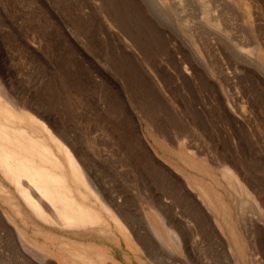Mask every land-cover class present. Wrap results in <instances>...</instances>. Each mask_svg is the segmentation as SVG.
<instances>
[{
	"label": "rangeland",
	"instance_id": "rangeland-1",
	"mask_svg": "<svg viewBox=\"0 0 264 264\" xmlns=\"http://www.w3.org/2000/svg\"><path fill=\"white\" fill-rule=\"evenodd\" d=\"M0 96L70 181L57 144L72 152L109 225L51 223L0 169V264H31L20 230L41 264H62L52 234L80 264L92 247L105 264H264V0H0Z\"/></svg>",
	"mask_w": 264,
	"mask_h": 264
},
{
	"label": "bare ground",
	"instance_id": "bare-ground-1",
	"mask_svg": "<svg viewBox=\"0 0 264 264\" xmlns=\"http://www.w3.org/2000/svg\"><path fill=\"white\" fill-rule=\"evenodd\" d=\"M7 99L0 96V169L4 176L14 183L15 188L28 205L51 223H56L58 226L65 228H76V230L85 232H89L92 228H97L100 229L99 231L109 234V225H107L108 222H105L107 220L101 218L100 212L86 202L91 191L88 189L80 164H78L72 152L64 143L57 144L59 150L67 156L72 175L70 181L69 175L64 168L65 163H62V159L55 153L53 147L45 138L32 134L22 126L12 124L11 120L13 116H16V113L12 105L6 101ZM1 185L2 183L0 182ZM76 193L84 200H79ZM105 206L107 207V205ZM18 234L20 239L17 238L19 239L17 241L22 239L23 242H26L24 245H26L28 252L31 250L38 251L36 250V245L38 244L27 236L23 230H20ZM234 242L236 243V240ZM234 242L229 241L228 251L234 258V262H238ZM23 248L24 246L21 250ZM91 249L94 252L85 251L78 253L80 258L88 264H105L107 260L101 253L102 251L99 252L93 247ZM72 250L73 248H71ZM34 251H31V253ZM75 251L77 252V250ZM220 252L222 253L220 256H226L225 250ZM97 258L99 261L96 260ZM217 260L219 261L220 259L218 258ZM227 264L233 263L227 261Z\"/></svg>",
	"mask_w": 264,
	"mask_h": 264
},
{
	"label": "crops",
	"instance_id": "crops-1",
	"mask_svg": "<svg viewBox=\"0 0 264 264\" xmlns=\"http://www.w3.org/2000/svg\"><path fill=\"white\" fill-rule=\"evenodd\" d=\"M54 237H55V239H54ZM61 237L62 236L60 234H57V236H55V235L53 236V234L51 236H49V239H50L49 241L51 242V246L54 248V255H56V258H58V260L62 264H64V263L67 264V262H68V264H80L81 261L79 262V258H77L75 255L71 259L72 262L70 261V258L72 256H66V253L70 252L71 248H70V251H67L66 241H65V239H61ZM32 239L34 240V242H36L38 244V245H36L37 246L36 250H38V251L31 250V251H34V252L33 253H31V251L29 252V253H31V262L33 260L34 264H41L40 261H45L44 258H45L46 255L43 254V250H42L41 246L39 245V243L36 241V239L34 237H32ZM72 251L76 252L75 249H73ZM78 252H80V251H78ZM48 255L50 257H55L53 254H50V253ZM37 259H39L40 261H37ZM36 261H37V263H36ZM33 262H32V264H33ZM46 263L47 264H52L51 261H47Z\"/></svg>",
	"mask_w": 264,
	"mask_h": 264
}]
</instances>
